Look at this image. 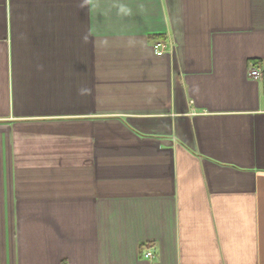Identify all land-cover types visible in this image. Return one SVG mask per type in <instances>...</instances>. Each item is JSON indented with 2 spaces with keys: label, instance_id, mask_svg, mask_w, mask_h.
Masks as SVG:
<instances>
[{
  "label": "crops",
  "instance_id": "obj_1",
  "mask_svg": "<svg viewBox=\"0 0 264 264\" xmlns=\"http://www.w3.org/2000/svg\"><path fill=\"white\" fill-rule=\"evenodd\" d=\"M0 264H264V0H0Z\"/></svg>",
  "mask_w": 264,
  "mask_h": 264
},
{
  "label": "built area",
  "instance_id": "obj_2",
  "mask_svg": "<svg viewBox=\"0 0 264 264\" xmlns=\"http://www.w3.org/2000/svg\"><path fill=\"white\" fill-rule=\"evenodd\" d=\"M165 47H166V45L162 41H154L153 42V48H154V51L157 55L163 54L165 52ZM259 74H260V71L257 67L252 68L249 72V75L252 77H257ZM146 256L151 257L152 253L147 252Z\"/></svg>",
  "mask_w": 264,
  "mask_h": 264
}]
</instances>
